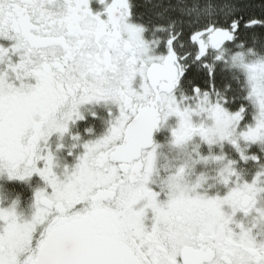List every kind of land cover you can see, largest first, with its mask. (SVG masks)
Returning <instances> with one entry per match:
<instances>
[{"label": "snow or ice", "instance_id": "6c2138e0", "mask_svg": "<svg viewBox=\"0 0 264 264\" xmlns=\"http://www.w3.org/2000/svg\"><path fill=\"white\" fill-rule=\"evenodd\" d=\"M0 177V264H264V0H0Z\"/></svg>", "mask_w": 264, "mask_h": 264}, {"label": "flooded vegetation", "instance_id": "af4514ba", "mask_svg": "<svg viewBox=\"0 0 264 264\" xmlns=\"http://www.w3.org/2000/svg\"><path fill=\"white\" fill-rule=\"evenodd\" d=\"M82 113L86 116V120L77 121L74 125L70 126V132L66 133L63 138L60 139V143L67 146L71 143V134L76 132L81 133V135L85 138H91L93 134H99L103 131V122L100 119L102 116L106 115V109L102 104H86L81 106ZM91 112H95L96 116L92 117L90 115ZM91 127L92 133L84 132L85 128ZM162 137L157 134V139H161ZM56 140L55 134L51 138V143L54 147ZM57 156L66 162L71 163L72 157L67 155V147L62 148L57 151ZM29 183L35 186V179L31 180ZM0 189L8 190L9 198H11L12 194H19L20 207L26 210L27 202L30 199L32 189L28 186L27 183L23 181H15V180H7L5 178L0 177ZM3 194V193H0ZM7 203V201H5Z\"/></svg>", "mask_w": 264, "mask_h": 264}]
</instances>
